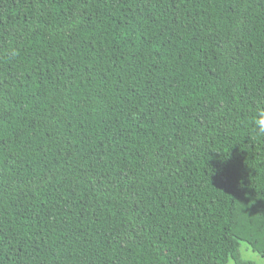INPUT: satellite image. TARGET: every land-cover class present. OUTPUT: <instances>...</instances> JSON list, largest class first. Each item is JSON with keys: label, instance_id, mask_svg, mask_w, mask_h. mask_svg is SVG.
Returning a JSON list of instances; mask_svg holds the SVG:
<instances>
[{"label": "trees", "instance_id": "obj_1", "mask_svg": "<svg viewBox=\"0 0 264 264\" xmlns=\"http://www.w3.org/2000/svg\"><path fill=\"white\" fill-rule=\"evenodd\" d=\"M264 0H0V264L264 258Z\"/></svg>", "mask_w": 264, "mask_h": 264}, {"label": "rangeland", "instance_id": "obj_2", "mask_svg": "<svg viewBox=\"0 0 264 264\" xmlns=\"http://www.w3.org/2000/svg\"><path fill=\"white\" fill-rule=\"evenodd\" d=\"M251 115L250 120L255 122L259 111L264 109V94L250 100ZM239 251L242 260L251 264H264V258L259 255L254 249L245 241H241ZM228 264H236L233 259H230Z\"/></svg>", "mask_w": 264, "mask_h": 264}, {"label": "clouds", "instance_id": "obj_3", "mask_svg": "<svg viewBox=\"0 0 264 264\" xmlns=\"http://www.w3.org/2000/svg\"><path fill=\"white\" fill-rule=\"evenodd\" d=\"M255 125L261 134H264V109L259 111V114L255 120Z\"/></svg>", "mask_w": 264, "mask_h": 264}]
</instances>
